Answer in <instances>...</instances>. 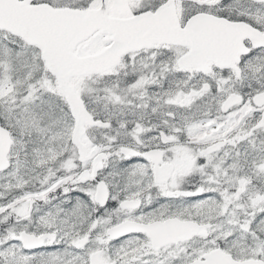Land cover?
Returning <instances> with one entry per match:
<instances>
[{"label": "snow or ice", "instance_id": "snow-or-ice-1", "mask_svg": "<svg viewBox=\"0 0 264 264\" xmlns=\"http://www.w3.org/2000/svg\"><path fill=\"white\" fill-rule=\"evenodd\" d=\"M0 264H264V0H0Z\"/></svg>", "mask_w": 264, "mask_h": 264}]
</instances>
